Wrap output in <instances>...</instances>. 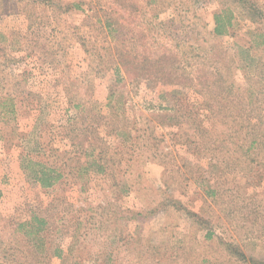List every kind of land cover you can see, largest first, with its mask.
I'll use <instances>...</instances> for the list:
<instances>
[{"label": "rangeland", "instance_id": "374dc122", "mask_svg": "<svg viewBox=\"0 0 264 264\" xmlns=\"http://www.w3.org/2000/svg\"><path fill=\"white\" fill-rule=\"evenodd\" d=\"M262 34L264 0H0V264H264Z\"/></svg>", "mask_w": 264, "mask_h": 264}, {"label": "trees", "instance_id": "16d2710c", "mask_svg": "<svg viewBox=\"0 0 264 264\" xmlns=\"http://www.w3.org/2000/svg\"><path fill=\"white\" fill-rule=\"evenodd\" d=\"M232 19H234V14L231 13L230 11H221L220 13H215L214 14V21H215L214 33L217 36L227 34L229 32V29L232 27V24H233ZM258 45L264 46V41L259 43Z\"/></svg>", "mask_w": 264, "mask_h": 264}, {"label": "crops", "instance_id": "0c3cea01", "mask_svg": "<svg viewBox=\"0 0 264 264\" xmlns=\"http://www.w3.org/2000/svg\"><path fill=\"white\" fill-rule=\"evenodd\" d=\"M234 15H236V14L234 13Z\"/></svg>", "mask_w": 264, "mask_h": 264}]
</instances>
